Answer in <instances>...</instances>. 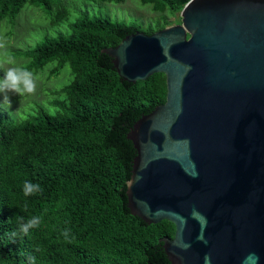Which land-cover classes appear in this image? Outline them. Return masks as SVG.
Returning <instances> with one entry per match:
<instances>
[{"label": "water", "instance_id": "95a60500", "mask_svg": "<svg viewBox=\"0 0 264 264\" xmlns=\"http://www.w3.org/2000/svg\"><path fill=\"white\" fill-rule=\"evenodd\" d=\"M180 23L102 49L166 96L127 133V207L162 237L170 264H264V0H188Z\"/></svg>", "mask_w": 264, "mask_h": 264}, {"label": "trees", "instance_id": "16d2710c", "mask_svg": "<svg viewBox=\"0 0 264 264\" xmlns=\"http://www.w3.org/2000/svg\"><path fill=\"white\" fill-rule=\"evenodd\" d=\"M187 1L140 0L169 16ZM25 5L41 8L51 26L67 30L13 56L28 60L24 67L34 71L52 64L50 72L58 74L66 65L71 79L54 92L59 98L50 109L0 116V264H27L29 255L36 264H170L159 239L172 238L174 225L146 224L131 214L126 197L136 155L127 133L164 103L165 75L124 81L102 52L126 35L151 34L170 23L161 16L143 28L84 11L69 21L61 0H0V23L13 25ZM25 181L40 184L43 192L24 197ZM18 216H41L42 222L29 236L13 238ZM66 227L75 236L71 244L60 236Z\"/></svg>", "mask_w": 264, "mask_h": 264}, {"label": "rangeland", "instance_id": "374dc122", "mask_svg": "<svg viewBox=\"0 0 264 264\" xmlns=\"http://www.w3.org/2000/svg\"><path fill=\"white\" fill-rule=\"evenodd\" d=\"M70 10L69 21L75 20L78 12H86L90 16L106 17L114 22H123L125 24H136L145 28L156 20H161V16L165 18L169 25L174 23L179 17V13L175 16L168 14L160 15L153 12L149 4H142L140 0H125L122 3H98L85 0H61ZM180 18V17H179ZM168 26V25H167ZM67 30L66 25L59 27L50 25V17L43 12L41 8L25 5L14 24L7 21L0 23V37L7 42V52L11 54L14 65L3 63L5 57L0 55V79L3 78L4 72L10 66H26L28 60L23 57H14L13 54L19 51L30 49L43 36L53 37ZM47 66V67H46ZM44 69L31 71L37 80L36 91L32 95L17 96L9 93V101L7 104L3 100V94H0V116L9 119V114L13 112H22L35 107H44L50 109V103L59 98L54 94L61 86L67 84L71 76L69 68L65 65L58 74L50 72L53 65L48 64ZM2 68V69H1Z\"/></svg>", "mask_w": 264, "mask_h": 264}, {"label": "clouds", "instance_id": "9594fccd", "mask_svg": "<svg viewBox=\"0 0 264 264\" xmlns=\"http://www.w3.org/2000/svg\"><path fill=\"white\" fill-rule=\"evenodd\" d=\"M0 55L5 57L3 63L14 65L15 62L11 54L7 52V42L3 37H0ZM36 87V77L25 67L10 66L4 72L3 78L0 79V94H3V100L7 104L10 103L9 93L17 96L32 95L35 93ZM22 192L24 197H30L42 193L43 188L38 183L25 181L22 186ZM15 219L17 228L10 233L13 238L29 236L31 230L38 228L42 222L41 216H32L27 220L22 216H18ZM60 236L67 244H71L75 240L71 229L67 227L60 232ZM36 251H39V248ZM27 264H36L35 256L29 255L27 257Z\"/></svg>", "mask_w": 264, "mask_h": 264}]
</instances>
